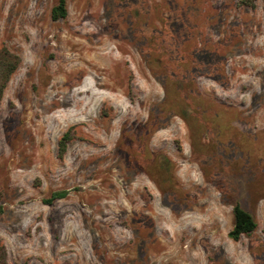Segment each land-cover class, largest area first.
<instances>
[{
	"label": "rangeland",
	"instance_id": "374dc122",
	"mask_svg": "<svg viewBox=\"0 0 264 264\" xmlns=\"http://www.w3.org/2000/svg\"><path fill=\"white\" fill-rule=\"evenodd\" d=\"M242 1L66 0L67 16L53 20L57 0H0V45L20 57L0 100L8 263L264 264V0ZM153 29L189 59L197 41H222L223 61L197 84L235 108L231 129L246 138L219 152L218 168L208 157L210 180L182 119L150 129L147 150L169 158L178 197L130 158L163 96L140 48ZM235 203L257 222L237 241L227 234Z\"/></svg>",
	"mask_w": 264,
	"mask_h": 264
},
{
	"label": "trees",
	"instance_id": "16d2710c",
	"mask_svg": "<svg viewBox=\"0 0 264 264\" xmlns=\"http://www.w3.org/2000/svg\"><path fill=\"white\" fill-rule=\"evenodd\" d=\"M244 2L245 0L242 1ZM66 16V0H57L51 8V18L57 20ZM155 32V29L149 33L146 32L140 48L150 73L162 84L163 96L150 105L145 123L136 127L139 132L137 137L135 134L132 137L130 158L156 181L160 189L170 193L173 197H178L181 191L172 175V163L169 158L166 156L158 158L156 152L151 153L147 150V137L150 129L165 126L172 116L182 119L190 131L191 157L198 159L200 168L210 180H212L210 175L213 167L207 163L208 157L212 156L215 159L214 169L218 168L221 164L219 152L226 151L228 145L233 142L235 146L242 145V141L246 138L236 129H231L233 126L231 127L229 120L236 115L235 108L224 102L206 99L200 94L197 84L198 77L203 75L202 72H208L213 65H219L223 61L222 41L215 43L209 40L197 41L199 47L195 46V55L189 59L184 57V49L176 47L165 32L163 34ZM209 52L212 54L208 55L206 61H203L202 54ZM19 64V55L6 46L0 45V100ZM74 134L66 131L60 137L58 141L60 156L66 151ZM153 162H155V173L151 169ZM67 192V190L53 191L50 198L45 201L49 203L56 198H62ZM2 208L0 190V212ZM232 212L233 226L227 234L232 240L237 241L243 235L252 233L257 222L254 216L239 203L233 204ZM0 264H10L7 261L5 245L1 242Z\"/></svg>",
	"mask_w": 264,
	"mask_h": 264
},
{
	"label": "bare ground",
	"instance_id": "6f19581e",
	"mask_svg": "<svg viewBox=\"0 0 264 264\" xmlns=\"http://www.w3.org/2000/svg\"><path fill=\"white\" fill-rule=\"evenodd\" d=\"M71 82V81H70ZM66 100H56L55 104L58 105V106H61V105H65L66 104ZM68 103V102H67ZM66 106V105H65ZM61 108V107H60Z\"/></svg>",
	"mask_w": 264,
	"mask_h": 264
}]
</instances>
